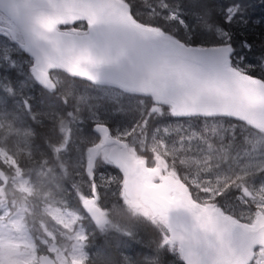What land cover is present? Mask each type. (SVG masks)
<instances>
[{
	"label": "snow or ice",
	"instance_id": "6c2138e0",
	"mask_svg": "<svg viewBox=\"0 0 264 264\" xmlns=\"http://www.w3.org/2000/svg\"><path fill=\"white\" fill-rule=\"evenodd\" d=\"M113 231L107 264H264V0H0V264Z\"/></svg>",
	"mask_w": 264,
	"mask_h": 264
},
{
	"label": "rangeland",
	"instance_id": "374dc122",
	"mask_svg": "<svg viewBox=\"0 0 264 264\" xmlns=\"http://www.w3.org/2000/svg\"><path fill=\"white\" fill-rule=\"evenodd\" d=\"M257 3H259V0H256ZM36 95L38 96V92L36 93ZM67 169L69 171V173H71L72 171V167H73V162L70 160L67 162ZM56 166V165H55ZM52 167V166H51ZM54 168V167H53ZM67 177H65L66 179ZM57 183V181H54L51 176L48 177L47 179H40L38 182H37V188L39 189V194L40 195H43L45 192L47 191H50L52 186H54L55 184ZM59 183H61L59 181ZM62 184V183H61ZM19 195V193H18ZM146 228H148V226H146ZM149 230V228H148ZM144 234L143 235V238L146 239L148 237H150V230L149 231H144ZM110 235L112 236H120L119 233H116V232H112ZM112 253L115 254L116 258L120 259L121 260V254H120V251L118 249H115V250H112Z\"/></svg>",
	"mask_w": 264,
	"mask_h": 264
},
{
	"label": "trees",
	"instance_id": "16d2710c",
	"mask_svg": "<svg viewBox=\"0 0 264 264\" xmlns=\"http://www.w3.org/2000/svg\"><path fill=\"white\" fill-rule=\"evenodd\" d=\"M38 96H39V93H38ZM43 132L45 134L52 136L53 139L55 138V135H53L52 133L50 134L48 129H44ZM94 245H97L96 248H98L101 251L100 255H98V258H97V264H107V261L105 259L106 255H112L116 257L115 254L112 253L113 248L111 247V245H107L102 241H100L99 243L96 242L94 243ZM132 256L135 258L136 253L132 254Z\"/></svg>",
	"mask_w": 264,
	"mask_h": 264
}]
</instances>
